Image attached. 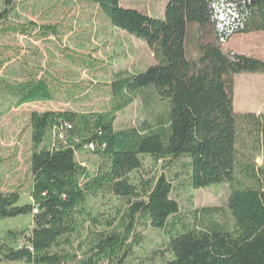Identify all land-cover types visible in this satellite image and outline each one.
I'll use <instances>...</instances> for the list:
<instances>
[{
	"label": "trees",
	"instance_id": "trees-1",
	"mask_svg": "<svg viewBox=\"0 0 264 264\" xmlns=\"http://www.w3.org/2000/svg\"><path fill=\"white\" fill-rule=\"evenodd\" d=\"M86 1L98 5L113 26L143 39L156 59L143 72L118 76L109 84V92L122 97L153 86L169 103L167 119L158 120L155 128L116 130L115 115L32 112L33 201L19 205L18 191L0 190V219L32 215L33 226L10 229L0 237V261L127 264L143 241L139 226L149 223L169 236L166 251L171 254L149 264H264V112L234 110V76L264 72V61L223 49L235 34L264 31V0H169L164 18L123 7L120 0ZM16 5L17 0H3L4 32L39 33L62 43L59 23L9 22ZM65 49L69 59L96 68L90 57ZM1 92L20 105L55 100L68 92L73 97L62 99L77 100L88 89L66 85L44 69L41 76L29 71L22 81L5 82ZM133 100L119 102L116 112ZM66 123L71 128L66 129ZM52 128L66 131L69 137L41 147ZM89 145L110 156L113 193L126 199L127 207L117 224L89 216L91 225L83 229V238L79 208L86 193L77 187L76 154ZM257 154L263 158L261 165L256 163ZM145 155L177 165L187 172L194 189L229 183L228 208L235 229L227 230L214 219L222 207L184 211L172 197L175 187L166 173L133 182L130 175L142 168Z\"/></svg>",
	"mask_w": 264,
	"mask_h": 264
},
{
	"label": "rangeland",
	"instance_id": "rangeland-1",
	"mask_svg": "<svg viewBox=\"0 0 264 264\" xmlns=\"http://www.w3.org/2000/svg\"><path fill=\"white\" fill-rule=\"evenodd\" d=\"M168 2L120 0L121 6L156 18L165 17ZM2 9L3 0H0V11ZM9 22H35L36 25L59 23L62 43L54 36L43 38L39 33L25 36L4 32L0 27V88L5 82L15 83L28 78L29 71L41 76L47 69L66 85H81L88 89L77 100L62 99L73 97L68 92L55 100L30 101L20 105L0 93V190L18 191L19 205L33 201L29 175L33 150L32 112L72 111L80 115H115L116 130L132 127L143 129L149 125L155 128L158 120L167 119L169 103L155 93L153 86L122 97L109 92V84L118 76L143 72L156 64V59L143 39L113 26L109 17L95 3L86 0H17ZM63 48L73 55L90 57L96 68L69 59ZM223 49L264 61V31L235 34L223 45ZM127 98L134 100L125 109L116 112L117 104ZM234 110L237 113L264 112V72H243L234 76ZM68 137L66 131L52 128L41 147H52ZM142 162V168L130 175L133 182L166 173L175 187L172 197L184 211L191 207H222V213L215 215L214 219L227 230L235 229V221L228 208L229 183L194 189L188 184L187 172L177 165L168 166L165 160L155 161L149 155L143 156ZM256 163H263L260 154L256 155ZM76 173L77 187L86 193V200L79 208L84 238L86 232L83 229L91 225L89 216H97L104 224H117L120 212L127 207V201L113 193L109 155L84 148L76 154ZM31 226L32 215L0 219V237L7 230H23ZM138 230L143 241L135 247L134 255L127 264H149L171 257L166 251L169 236L165 232L153 228L149 223L139 226ZM0 264L29 263L0 261Z\"/></svg>",
	"mask_w": 264,
	"mask_h": 264
},
{
	"label": "built area",
	"instance_id": "built-area-1",
	"mask_svg": "<svg viewBox=\"0 0 264 264\" xmlns=\"http://www.w3.org/2000/svg\"><path fill=\"white\" fill-rule=\"evenodd\" d=\"M65 128L67 129V128H71V125L70 124H68V123H66L65 124ZM88 148H91V149H93L94 148V146L93 145H89L88 146ZM37 210H35L34 212H36Z\"/></svg>",
	"mask_w": 264,
	"mask_h": 264
},
{
	"label": "crops",
	"instance_id": "crops-1",
	"mask_svg": "<svg viewBox=\"0 0 264 264\" xmlns=\"http://www.w3.org/2000/svg\"><path fill=\"white\" fill-rule=\"evenodd\" d=\"M225 51V50H224ZM233 53V52H232Z\"/></svg>",
	"mask_w": 264,
	"mask_h": 264
}]
</instances>
